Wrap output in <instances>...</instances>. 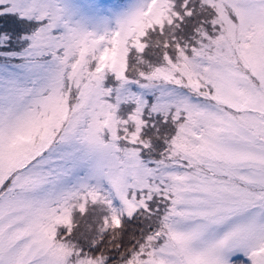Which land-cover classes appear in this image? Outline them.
<instances>
[{
    "label": "snow or ice",
    "instance_id": "snow-or-ice-1",
    "mask_svg": "<svg viewBox=\"0 0 264 264\" xmlns=\"http://www.w3.org/2000/svg\"><path fill=\"white\" fill-rule=\"evenodd\" d=\"M0 264H264V0H0Z\"/></svg>",
    "mask_w": 264,
    "mask_h": 264
},
{
    "label": "rangeland",
    "instance_id": "rangeland-1",
    "mask_svg": "<svg viewBox=\"0 0 264 264\" xmlns=\"http://www.w3.org/2000/svg\"><path fill=\"white\" fill-rule=\"evenodd\" d=\"M74 2L80 4L96 3L105 8H116L128 4L130 0H74Z\"/></svg>",
    "mask_w": 264,
    "mask_h": 264
}]
</instances>
